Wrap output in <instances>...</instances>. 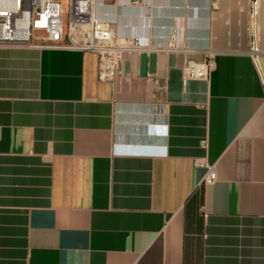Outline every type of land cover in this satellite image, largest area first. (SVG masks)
I'll use <instances>...</instances> for the list:
<instances>
[{
	"label": "crops",
	"instance_id": "0c3cea01",
	"mask_svg": "<svg viewBox=\"0 0 264 264\" xmlns=\"http://www.w3.org/2000/svg\"><path fill=\"white\" fill-rule=\"evenodd\" d=\"M142 1L99 7L149 28L110 79L0 46V264H264V0Z\"/></svg>",
	"mask_w": 264,
	"mask_h": 264
},
{
	"label": "built area",
	"instance_id": "2783aa9c",
	"mask_svg": "<svg viewBox=\"0 0 264 264\" xmlns=\"http://www.w3.org/2000/svg\"><path fill=\"white\" fill-rule=\"evenodd\" d=\"M131 1V0H130ZM137 1V0H133ZM110 0H0V46H34L93 52L98 58L99 79H110L123 53L149 49V28L133 29L106 18L99 7ZM251 16L256 13L252 2ZM64 20L65 25H64ZM255 35L251 51L256 52ZM211 61L187 60L183 80L205 78ZM215 180L207 169L203 182Z\"/></svg>",
	"mask_w": 264,
	"mask_h": 264
},
{
	"label": "rangeland",
	"instance_id": "374dc122",
	"mask_svg": "<svg viewBox=\"0 0 264 264\" xmlns=\"http://www.w3.org/2000/svg\"><path fill=\"white\" fill-rule=\"evenodd\" d=\"M110 3L111 4H115L116 3V0H110ZM63 4H65V0H63ZM130 4L134 7H140V6H143V1L142 0H137V1H133L131 0L130 1ZM144 8V12L147 14V15H144L146 17H151L152 14L154 13L153 9H154V5L153 4H150L149 6H143ZM127 16V15H126ZM131 16V15H130ZM65 20H64V25H65Z\"/></svg>",
	"mask_w": 264,
	"mask_h": 264
}]
</instances>
